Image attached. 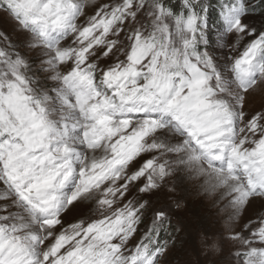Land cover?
Segmentation results:
<instances>
[{"label": "snow or ice", "instance_id": "obj_1", "mask_svg": "<svg viewBox=\"0 0 264 264\" xmlns=\"http://www.w3.org/2000/svg\"><path fill=\"white\" fill-rule=\"evenodd\" d=\"M0 20V264H164L186 229L152 198L177 179L264 264V0H0Z\"/></svg>", "mask_w": 264, "mask_h": 264}, {"label": "rangeland", "instance_id": "obj_2", "mask_svg": "<svg viewBox=\"0 0 264 264\" xmlns=\"http://www.w3.org/2000/svg\"><path fill=\"white\" fill-rule=\"evenodd\" d=\"M261 17L257 14L248 22L259 26ZM0 31L7 32L15 41L16 36L11 31V25L0 20ZM225 55L229 54L224 49ZM217 55L220 51L217 50ZM261 98L255 97L251 104L259 106ZM175 190L169 192L167 189L158 197H153L154 206H171L174 216H179L185 225L184 243H177L167 257L164 264H238L234 259L237 245L228 237V226L222 215L218 214L217 208L213 206L211 199H206L201 192L188 189L183 181L177 179L174 182ZM197 190V188H196ZM210 200V201H209ZM175 202L181 204L179 211L175 210ZM258 205L254 206V209ZM254 209H250L246 216L254 215ZM213 242V247L208 248L200 243L203 234Z\"/></svg>", "mask_w": 264, "mask_h": 264}, {"label": "bare ground", "instance_id": "obj_3", "mask_svg": "<svg viewBox=\"0 0 264 264\" xmlns=\"http://www.w3.org/2000/svg\"><path fill=\"white\" fill-rule=\"evenodd\" d=\"M183 183L186 185V187L188 188V189H192V188H194L193 189V191H197L196 190V183L195 182H188V181H186V180H183ZM198 193H199V191H197ZM200 194V193H199ZM206 199H211V198H206ZM210 201V200H209ZM254 206H256V205H254Z\"/></svg>", "mask_w": 264, "mask_h": 264}]
</instances>
